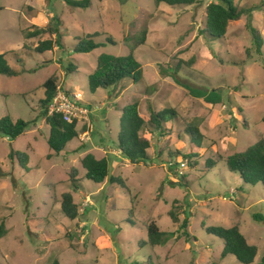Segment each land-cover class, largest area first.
<instances>
[{
    "label": "rangeland",
    "instance_id": "rangeland-1",
    "mask_svg": "<svg viewBox=\"0 0 264 264\" xmlns=\"http://www.w3.org/2000/svg\"><path fill=\"white\" fill-rule=\"evenodd\" d=\"M212 1L157 8L152 0H91V7L79 9L65 0H0V54L8 53L9 66L17 72L14 77L0 75V120L9 115L15 121H36L15 142L0 135V169L7 175L0 177V224L8 230L0 240V264H146L149 255L157 264H241L233 256L222 260L224 242L202 227L230 228L236 223L258 247L254 264H261L264 224L254 215H264V188L245 185L225 163L211 171L206 162L245 151L264 136V0L235 1L239 9L257 7L251 27L262 37L261 56L247 16L231 22L221 40L203 34ZM53 17L61 19L63 49L39 53L40 42L53 38L24 36L53 23ZM145 30L147 42L135 52L145 81L128 80L93 95L88 77L98 57L127 56ZM94 33L101 36L95 41L105 45L76 54L79 41ZM176 72L196 92L219 90L223 102L207 104L175 82ZM54 75L62 91L71 92L91 111L87 120H79V138L59 155L49 148L50 128L39 118L43 84ZM134 102H140V113L148 119L151 109L178 113L176 121L165 124L167 137L149 126L142 132L152 141L149 165L134 166L117 153L123 110ZM191 125L205 136L201 148L186 132ZM12 151L30 155L27 169L11 160ZM194 152L199 156L191 162L197 165L182 170L187 188L172 187L180 180L166 161L178 162L180 153ZM90 153L107 158L111 175L125 180L131 193L109 180L100 185L86 180L81 161ZM73 168L79 170L78 190L70 177ZM65 193H73L79 208L75 221L62 211ZM175 202L180 205L174 210ZM172 210L179 224L169 217ZM185 212L192 215L189 238L181 228ZM150 220L176 237L166 246L140 249Z\"/></svg>",
    "mask_w": 264,
    "mask_h": 264
},
{
    "label": "trees",
    "instance_id": "trees-1",
    "mask_svg": "<svg viewBox=\"0 0 264 264\" xmlns=\"http://www.w3.org/2000/svg\"><path fill=\"white\" fill-rule=\"evenodd\" d=\"M69 6L79 9H87L91 7V0H82L80 2H73L72 0H65ZM157 8L161 5L166 4L170 7L185 6L191 7L195 6L201 2V0H152ZM237 0H213L206 8V25L203 30V34H207L209 39L212 41L221 40L226 37L228 28L231 22L239 21L244 16H247L249 21V26L252 35L255 39V44L257 46V52L262 55L263 41L262 37L258 31L252 28L253 13L257 10V7H252L250 9H239L235 5ZM242 1V0H238ZM61 19L59 17H53V23H49L46 27L40 28L36 27L33 32H28L24 36L25 40L37 39L46 35H49L50 40L40 42L36 51L39 53H46L53 51L55 47L63 49L61 44ZM148 30L143 31L141 37L138 39L137 43L130 48V53L127 56H114L109 54H101L97 60L96 69L88 77V85L90 92L94 95L99 90L108 91L115 89L118 85L125 81H132L134 84H141L145 81L144 70L141 63L137 60L135 52L141 46H144L147 42ZM101 37L99 33H94L88 35L87 37L81 39L78 45L74 48L76 54H90L99 48L103 47L105 44L98 43L95 39ZM55 39V40H54ZM107 43L115 45L113 40H108ZM27 49V45L24 47ZM8 53L0 54V75L14 77L17 76V72L12 70L9 66ZM71 70L68 69V73ZM175 82L181 87L187 89L190 93L195 94L199 98L204 99L207 104L216 106L223 102V96L219 90H204L202 92H196L191 89V87L186 84L183 80L178 77V73L172 75ZM59 78L54 75L47 79L43 88L45 90V98L41 100V113L39 115L40 119H43L49 130L48 146L56 154L63 153L67 146L78 139L80 133L78 131L79 121L75 120L73 123H67L62 115L54 114L50 115V106L53 103L54 98L57 96L60 90L58 84ZM71 92H67L68 96ZM83 102H76V104ZM178 113L175 109L168 108L161 112H155L151 109L150 118H146L140 113V102H134L128 105L123 110V115L121 119L120 132L117 138V150L119 151L122 158L126 159L130 164L134 166L139 165H149L151 156L149 150L152 148V141L150 139L144 138L142 132L149 126L153 127L152 130L162 134L163 137H167L165 133H168L166 125L169 122L176 121ZM36 121L26 122L24 120L15 121L11 116H6L0 120V135L8 137L11 142H15L18 138L23 136L29 129L31 125H34ZM186 132L191 136L192 142L197 148H201V144L205 139L200 129L197 126H188ZM163 153L160 157H163ZM184 158L181 160L188 162V167L196 166L197 163H192L191 159L199 156L198 152L189 154L185 156L180 153ZM11 160L17 159L22 168L27 169L30 162V155L27 152H15L12 151L10 154ZM180 159V158H179ZM175 160V159H174ZM169 160L166 161V165L169 166ZM174 165L169 167L171 174L177 177L179 181L178 185L171 183V186L186 187L183 184L184 175L179 174L180 166L179 161L175 160ZM226 164L228 170L231 173H236L240 176V179L245 185L256 187L261 185L264 188V136L254 145L250 146L248 149L242 152H237L229 157H224L218 155L216 158H210L206 162V167L208 170H214L220 164ZM82 168L85 170V179L95 184H104L107 180L112 185H119L123 190L127 191L128 194L131 190L127 187L126 181L121 177H114L111 175V162L107 158L98 159L93 154H87L81 161ZM78 169L73 168L71 170V180L78 190L76 180L78 174ZM7 175L0 169V177H6ZM186 201V200H185ZM185 203V202H184ZM180 202H175L173 209H178ZM62 211L65 216L71 221L77 220L79 216V208L75 204L73 193H65L62 195L61 201ZM178 207V208H177ZM169 212V217L174 224H179L180 220L175 211ZM185 219L181 225L183 233L186 238L190 237L187 228L192 221V215L189 213H184ZM254 219L258 223L264 224V215L255 214ZM131 223V222H130ZM133 225V224H131ZM205 228L207 234L212 235L224 242V250L221 255V259L225 260L229 256H233L241 264H254L257 258L259 249L256 245H251L244 234L241 232V225L236 223L230 228L225 227H206V224L202 225ZM145 228L147 230V239L141 240L138 243L140 249L149 247L152 250L166 246L172 239L176 237L174 232L162 231L157 221L150 220ZM8 230L5 223L0 224V240L6 237ZM59 264V263H55ZM144 264V263H136ZM146 264H157L154 260L153 255L148 256ZM218 264V263H210ZM264 264V257L261 261Z\"/></svg>",
    "mask_w": 264,
    "mask_h": 264
},
{
    "label": "built area",
    "instance_id": "built-area-1",
    "mask_svg": "<svg viewBox=\"0 0 264 264\" xmlns=\"http://www.w3.org/2000/svg\"><path fill=\"white\" fill-rule=\"evenodd\" d=\"M77 97L74 99L65 91L59 90V93L54 98L53 103L50 106L49 114H59L62 115L64 120L67 123H73L75 120H87L89 118V115L91 111L87 108H85L81 103L76 104V102H83L81 100H76ZM180 163V175H184V172L182 170L188 168V162H185L183 160H179ZM174 163H170L169 166H173Z\"/></svg>",
    "mask_w": 264,
    "mask_h": 264
},
{
    "label": "crops",
    "instance_id": "crops-1",
    "mask_svg": "<svg viewBox=\"0 0 264 264\" xmlns=\"http://www.w3.org/2000/svg\"><path fill=\"white\" fill-rule=\"evenodd\" d=\"M43 20L42 21H44L45 20V18H42ZM75 94V93H74ZM81 98V97H80ZM82 99V98H81ZM84 103V102H83ZM68 147V146H67ZM67 149V148H66ZM119 151H117V153H118ZM112 154L114 153V152H111ZM90 154H93V153H90ZM120 154V153H119ZM94 155V154H93ZM96 157H97V155H95ZM121 156V155H120ZM98 159H99V157H97ZM102 159V158H101ZM124 159V158H123ZM126 160V159H125Z\"/></svg>",
    "mask_w": 264,
    "mask_h": 264
}]
</instances>
